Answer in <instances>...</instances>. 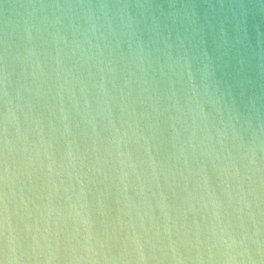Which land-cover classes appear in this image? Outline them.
I'll return each mask as SVG.
<instances>
[{
  "label": "clouds",
  "instance_id": "obj_1",
  "mask_svg": "<svg viewBox=\"0 0 264 264\" xmlns=\"http://www.w3.org/2000/svg\"><path fill=\"white\" fill-rule=\"evenodd\" d=\"M0 264H264V0H0Z\"/></svg>",
  "mask_w": 264,
  "mask_h": 264
}]
</instances>
